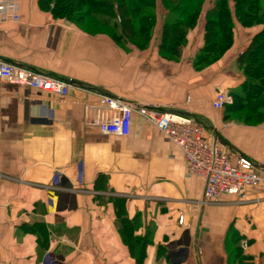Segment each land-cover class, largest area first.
Returning a JSON list of instances; mask_svg holds the SVG:
<instances>
[{
	"label": "crops",
	"instance_id": "obj_1",
	"mask_svg": "<svg viewBox=\"0 0 264 264\" xmlns=\"http://www.w3.org/2000/svg\"><path fill=\"white\" fill-rule=\"evenodd\" d=\"M21 4L19 22L0 24V60L74 88L39 97L0 80V264H231L237 249L264 264V120L227 119L213 105L244 80L237 59L262 25L236 21L232 46L196 67L204 20L167 58L162 17L139 48L56 18L40 0ZM103 96L201 123L210 140L253 160L263 181L249 201L204 202L203 179L144 118L134 116L128 136L84 123L85 105Z\"/></svg>",
	"mask_w": 264,
	"mask_h": 264
},
{
	"label": "trees",
	"instance_id": "obj_2",
	"mask_svg": "<svg viewBox=\"0 0 264 264\" xmlns=\"http://www.w3.org/2000/svg\"><path fill=\"white\" fill-rule=\"evenodd\" d=\"M105 6L108 13L96 14L101 25L110 27L112 20L133 23L135 31L143 42L131 43L139 48L149 45L157 20H164L160 52L167 58H178L187 43L188 33L204 20V45L197 53L196 67L209 65L219 59L233 44L236 21L249 27L262 25L238 56V64L244 73V80L231 90L234 102L225 107V118L244 122L264 119V0H89ZM41 6L51 11L56 18L71 20L74 4L68 0H40ZM72 22L74 20H71ZM75 23V22H74ZM111 36L123 43L122 35ZM110 36V35H109ZM129 41V40H128ZM124 44V43H123ZM142 44V45H141ZM130 45V44H127ZM246 111V114H245ZM243 112V116L236 113ZM97 188H103L104 175L96 181ZM240 249L230 255L231 264H247Z\"/></svg>",
	"mask_w": 264,
	"mask_h": 264
},
{
	"label": "built area",
	"instance_id": "obj_3",
	"mask_svg": "<svg viewBox=\"0 0 264 264\" xmlns=\"http://www.w3.org/2000/svg\"><path fill=\"white\" fill-rule=\"evenodd\" d=\"M21 8V0H0V24L19 22ZM0 80L29 87L39 97L53 94L66 98L74 88L67 79L4 60H0ZM233 102L231 90L223 89L217 93L213 105L224 109ZM136 114L182 150L190 172L204 181V202H219L224 196L236 198L237 202L249 201L263 181L253 160L231 153L218 142L210 140L201 123L161 112L156 106L103 96L85 105L84 123L104 134L128 136Z\"/></svg>",
	"mask_w": 264,
	"mask_h": 264
},
{
	"label": "rangeland",
	"instance_id": "obj_4",
	"mask_svg": "<svg viewBox=\"0 0 264 264\" xmlns=\"http://www.w3.org/2000/svg\"><path fill=\"white\" fill-rule=\"evenodd\" d=\"M68 1H70L71 4H74L73 6L74 10L70 12L71 20H74L73 22H75L83 30L93 33V34L103 33V34H108L110 36H116L115 32H117V35L123 34V37H122L123 40L124 38L127 37L126 43H125V40L123 42L125 44L131 45V43H129L130 41H132V43L133 42L137 43V41L140 43H144L143 37H141L140 34L136 33L135 25H133V23H122L121 24L119 20H112L110 27L101 25V22L99 18L96 17V14L108 13L109 10L107 7L94 4V2L92 1L90 2L89 0H68ZM209 1L211 0H208V2ZM236 114L237 115L235 117L244 115L243 112L236 113ZM245 114H246V111H245ZM258 119L259 118L254 119L256 122L253 121V123H258L262 121Z\"/></svg>",
	"mask_w": 264,
	"mask_h": 264
}]
</instances>
